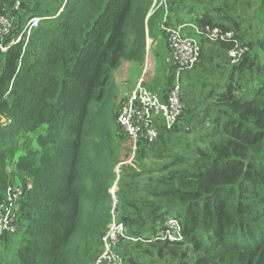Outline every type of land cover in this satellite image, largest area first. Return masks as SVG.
<instances>
[{
	"label": "trees",
	"instance_id": "16d2710c",
	"mask_svg": "<svg viewBox=\"0 0 264 264\" xmlns=\"http://www.w3.org/2000/svg\"><path fill=\"white\" fill-rule=\"evenodd\" d=\"M15 1L6 43L29 18L44 19L0 59V121H9L0 123V202L8 187L23 191L17 232L0 247L20 241L0 264H93L113 217L130 239L118 246L129 264H264V0H0V8ZM158 24L232 30L248 51L230 65V42L203 40L191 75L201 100L189 105L183 91L181 129L131 159L106 95L122 61L144 60ZM206 44L223 60L217 79ZM168 218L182 241L155 239Z\"/></svg>",
	"mask_w": 264,
	"mask_h": 264
},
{
	"label": "built area",
	"instance_id": "2783aa9c",
	"mask_svg": "<svg viewBox=\"0 0 264 264\" xmlns=\"http://www.w3.org/2000/svg\"><path fill=\"white\" fill-rule=\"evenodd\" d=\"M19 8V1H15L9 9L6 6L0 8V59L13 45L22 40L27 42L32 31L44 19L29 18L18 30L17 36L6 43V38L10 36L16 24L14 13ZM188 30L193 35H189ZM163 31L170 52L167 62L176 68L177 77L180 72L190 71L198 64L201 53L198 38L210 43L230 42L232 48L226 52L230 65L236 64L248 51L247 46L240 43L232 30L184 24L177 27H164ZM181 95L178 82L172 84L165 94L159 95L148 89L142 80H138L134 89L122 99L116 124L128 138L132 154H135L139 146L153 145L163 131L174 130L180 125L181 117L184 115ZM8 122L0 121L2 126ZM22 194L23 191L17 187H8L5 190L3 200L0 202V237L17 232L18 203ZM164 226L166 229L161 231L155 239L170 242L182 241L180 227L174 218H168ZM123 239L130 240L125 234L123 224L113 217L101 238L99 255L93 264H129L124 255L118 251L119 243Z\"/></svg>",
	"mask_w": 264,
	"mask_h": 264
},
{
	"label": "rangeland",
	"instance_id": "374dc122",
	"mask_svg": "<svg viewBox=\"0 0 264 264\" xmlns=\"http://www.w3.org/2000/svg\"><path fill=\"white\" fill-rule=\"evenodd\" d=\"M153 32H154L155 40L147 39L146 53L143 61L141 62L122 61L120 66L112 72V77H111L112 83L111 86L109 87V90H107L106 99L108 100V105L117 108V114L122 99L134 89L138 80H142L148 89H151L152 91L156 92L159 95L165 94L172 84L178 82V84L181 87L182 95H183V91L184 93H186L185 100L189 105L199 100L201 97L202 92H200L199 86H197L194 83L195 78L197 76L191 77V75L195 71L192 72V70H190L191 72L190 71L180 72L179 76L177 77L176 68L171 66V64L167 62L170 52H169L166 36H164L165 34H163L162 31L161 24L160 25L158 24ZM188 34L193 35V33H191L189 30H188ZM198 40L200 41V45H201L203 39L198 38ZM210 46L211 45L209 44L205 45L207 52L209 53V56H212L213 58L211 62L205 63L206 64L205 67L210 68L211 70L209 73L212 75V78L217 79L218 78L217 72L219 71L220 73V70L217 67H215V65L222 66L223 60H221V58H218L216 55H214L215 54L214 48ZM197 78H199V76ZM204 91L206 90L204 89ZM203 107L204 104H197V107H195V109L199 112L202 111ZM197 111H195V113H198ZM177 128H180V126H178ZM119 142L120 141L117 142L114 140V146L116 149L120 145ZM122 146L124 147V143L122 144ZM126 149H127V145H126ZM123 151L125 150L123 149ZM133 155L134 154H132L131 151V159L133 158L132 157ZM117 171H118V167H116V172ZM20 237L21 236L19 234L12 236L11 239L12 242L10 243L11 248L10 247L4 248V246L0 247V257L2 258L1 260H3L5 257L10 256L12 247L13 246L17 247V244L20 241ZM99 249H100V244L98 250ZM9 259L10 258H8V260Z\"/></svg>",
	"mask_w": 264,
	"mask_h": 264
},
{
	"label": "water",
	"instance_id": "95a60500",
	"mask_svg": "<svg viewBox=\"0 0 264 264\" xmlns=\"http://www.w3.org/2000/svg\"><path fill=\"white\" fill-rule=\"evenodd\" d=\"M115 187L113 188L112 192L114 191Z\"/></svg>",
	"mask_w": 264,
	"mask_h": 264
}]
</instances>
